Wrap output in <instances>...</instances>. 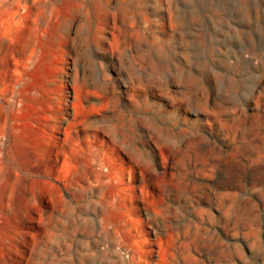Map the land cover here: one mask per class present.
<instances>
[{
	"label": "rangeland",
	"instance_id": "rangeland-1",
	"mask_svg": "<svg viewBox=\"0 0 264 264\" xmlns=\"http://www.w3.org/2000/svg\"><path fill=\"white\" fill-rule=\"evenodd\" d=\"M0 264H264V0H0Z\"/></svg>",
	"mask_w": 264,
	"mask_h": 264
}]
</instances>
